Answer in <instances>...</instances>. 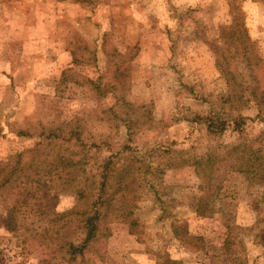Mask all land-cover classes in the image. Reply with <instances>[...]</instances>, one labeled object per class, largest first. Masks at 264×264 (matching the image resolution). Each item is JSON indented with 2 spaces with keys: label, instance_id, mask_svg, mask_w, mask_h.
<instances>
[{
  "label": "rangeland",
  "instance_id": "rangeland-1",
  "mask_svg": "<svg viewBox=\"0 0 264 264\" xmlns=\"http://www.w3.org/2000/svg\"><path fill=\"white\" fill-rule=\"evenodd\" d=\"M237 17L261 66L253 75L221 39ZM253 91H264L263 1L0 0V163L54 130L78 138L94 196L140 169L138 234L112 222L72 264H264V181L239 160L264 152ZM142 154L148 172L132 159ZM77 204L65 197L58 210ZM5 221L0 203V264H67L35 240L24 249Z\"/></svg>",
  "mask_w": 264,
  "mask_h": 264
},
{
  "label": "trees",
  "instance_id": "trees-1",
  "mask_svg": "<svg viewBox=\"0 0 264 264\" xmlns=\"http://www.w3.org/2000/svg\"><path fill=\"white\" fill-rule=\"evenodd\" d=\"M221 39L251 75L261 67L257 57L248 55L251 43L238 17L228 28L222 29ZM224 58L226 62L229 61L228 57ZM217 68L224 76L231 78V72L223 69L220 61L217 62ZM252 96L257 105L264 108V91H253ZM69 134L62 136L49 130L46 135H42L44 141L37 148L19 154L14 161L0 163V203L6 214L5 230L20 240L24 249L29 241L35 240L50 254H59L58 258L62 262L72 264L84 257L101 234V237H109L106 226L112 222H125L131 234H138L137 222L133 217L134 205L141 200V193L138 192L140 184L134 174V170L138 172L140 169L132 168L130 174H115L111 177L113 184L107 188L110 192L108 195H92L90 187L93 182L86 177L85 171L87 158L84 153L76 151L73 142L77 143L78 138ZM44 142L45 147H48L45 153L40 149V144L44 147ZM233 150L236 151V148ZM255 154L254 159L241 157L239 160L257 163L261 180L264 181V152L259 150ZM144 155L132 159L138 162L144 172H148L151 167L143 163ZM39 156L43 158L39 159ZM26 158L29 160H24ZM185 164L182 161L169 165V168L176 169ZM71 196L77 197L79 204L69 210L59 211L58 203ZM207 203V199H201L200 207L196 210L197 216H211L212 211ZM73 225H76V229L71 233ZM172 231L176 239L187 235L185 225L175 227ZM77 232L78 239H73ZM260 236V245L264 248V228Z\"/></svg>",
  "mask_w": 264,
  "mask_h": 264
}]
</instances>
